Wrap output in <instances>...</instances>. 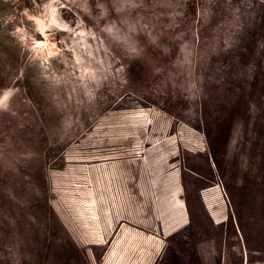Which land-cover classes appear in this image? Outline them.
Segmentation results:
<instances>
[{
	"label": "rangeland",
	"instance_id": "374dc122",
	"mask_svg": "<svg viewBox=\"0 0 264 264\" xmlns=\"http://www.w3.org/2000/svg\"><path fill=\"white\" fill-rule=\"evenodd\" d=\"M0 264H264V0H0Z\"/></svg>",
	"mask_w": 264,
	"mask_h": 264
},
{
	"label": "bare ground",
	"instance_id": "6f19581e",
	"mask_svg": "<svg viewBox=\"0 0 264 264\" xmlns=\"http://www.w3.org/2000/svg\"><path fill=\"white\" fill-rule=\"evenodd\" d=\"M31 67V66H30ZM26 76V75H25ZM2 79V78H1ZM36 84V83H35ZM15 105V104H14ZM17 111V110H16ZM230 241V240H229ZM230 243H232L231 241H230ZM238 244V243H237ZM231 245H233V244H231ZM236 246V245H235ZM239 252V251H238Z\"/></svg>",
	"mask_w": 264,
	"mask_h": 264
}]
</instances>
